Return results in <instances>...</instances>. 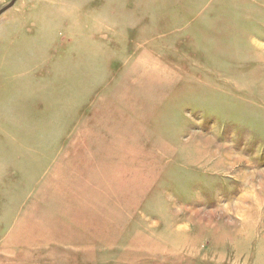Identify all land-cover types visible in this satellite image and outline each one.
Returning <instances> with one entry per match:
<instances>
[{"label":"rangeland","instance_id":"1","mask_svg":"<svg viewBox=\"0 0 264 264\" xmlns=\"http://www.w3.org/2000/svg\"><path fill=\"white\" fill-rule=\"evenodd\" d=\"M0 264H264V0L2 14Z\"/></svg>","mask_w":264,"mask_h":264},{"label":"water","instance_id":"2","mask_svg":"<svg viewBox=\"0 0 264 264\" xmlns=\"http://www.w3.org/2000/svg\"><path fill=\"white\" fill-rule=\"evenodd\" d=\"M16 2H17V0H13L11 2V4H9L6 8H4L2 11H0V16L2 14H4L5 12H7L8 10H10Z\"/></svg>","mask_w":264,"mask_h":264}]
</instances>
